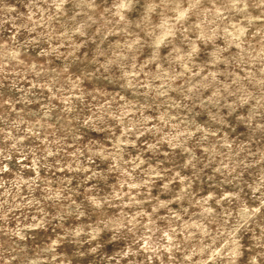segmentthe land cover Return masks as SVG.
Returning a JSON list of instances; mask_svg holds the SVG:
<instances>
[{
    "label": "clouds",
    "instance_id": "9594fccd",
    "mask_svg": "<svg viewBox=\"0 0 264 264\" xmlns=\"http://www.w3.org/2000/svg\"><path fill=\"white\" fill-rule=\"evenodd\" d=\"M0 264H264V0H0Z\"/></svg>",
    "mask_w": 264,
    "mask_h": 264
}]
</instances>
